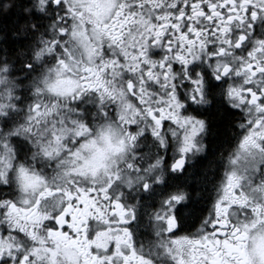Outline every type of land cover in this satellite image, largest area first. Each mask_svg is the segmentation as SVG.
Here are the masks:
<instances>
[{"label":"snow or ice","instance_id":"1","mask_svg":"<svg viewBox=\"0 0 264 264\" xmlns=\"http://www.w3.org/2000/svg\"><path fill=\"white\" fill-rule=\"evenodd\" d=\"M216 108L249 127L187 230ZM262 168L264 0H0V264H154L135 230L156 196L175 264H264Z\"/></svg>","mask_w":264,"mask_h":264},{"label":"flooded vegetation","instance_id":"2","mask_svg":"<svg viewBox=\"0 0 264 264\" xmlns=\"http://www.w3.org/2000/svg\"><path fill=\"white\" fill-rule=\"evenodd\" d=\"M147 11V9H146ZM217 108L207 112H200L199 115L205 117L209 122V136L207 138L208 143H210L212 139L211 135V122H210V115L215 113ZM236 116L233 120V135L232 140L233 143L227 149V151L223 154V159L221 162V168H217L215 174L210 179V186L209 190L210 198L208 199V204L206 207L197 213L196 216L193 217V221L189 222L187 225V230H191V223H194L197 217H203L208 215L213 207H214V200L217 195L216 187L218 184L223 183V178L227 175V171L225 170L224 166V157H227L229 160L232 159L239 151V145L245 135L244 129L248 128L249 125L242 123L244 120V115L240 113H234ZM257 117L255 114L249 116L248 119L255 120ZM239 124V126H237ZM146 148H142L141 151H146ZM211 153L208 149L207 155L203 157H198L195 164L189 165L187 170L188 179L185 183L188 184L189 190L190 188L195 187V179L202 176V172L205 170L202 162L207 157H210ZM214 156V154H212ZM243 175V170H241ZM261 177H264V168L261 169L260 173L256 174V181L248 179L247 183L245 184V192L246 194L253 199L257 204H264V183H259ZM191 191V190H190ZM191 193V192H190ZM13 196V193L0 189V199ZM159 197L156 196L151 199H144L141 203L139 208V215H138V224L135 230V238L137 241L138 247L142 246L143 254L151 259L154 264H175V261L164 251L167 247V238H161L159 234L153 231L150 221V214L152 208L158 205ZM191 202V196L190 201ZM4 219L0 217V226H3ZM258 250L264 252V240L260 241L258 244ZM215 264H222V258L219 255L214 256Z\"/></svg>","mask_w":264,"mask_h":264},{"label":"trees","instance_id":"3","mask_svg":"<svg viewBox=\"0 0 264 264\" xmlns=\"http://www.w3.org/2000/svg\"><path fill=\"white\" fill-rule=\"evenodd\" d=\"M234 113L226 115L222 109L217 108V111L210 115L211 122V135L212 139L209 143L210 157L203 160L202 165L204 171L200 180L195 179V187L190 188L191 202L188 205L186 212H192L196 216L208 204L211 191L209 190L210 179L215 174L217 168H221V162L227 149L233 143V120L235 119ZM214 154V156H212ZM200 193V195H197Z\"/></svg>","mask_w":264,"mask_h":264}]
</instances>
